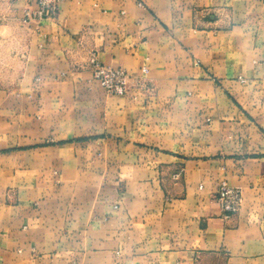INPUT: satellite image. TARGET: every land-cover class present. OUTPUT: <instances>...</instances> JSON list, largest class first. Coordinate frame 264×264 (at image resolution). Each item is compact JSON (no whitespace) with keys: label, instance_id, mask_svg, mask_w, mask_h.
<instances>
[{"label":"crops","instance_id":"0c3cea01","mask_svg":"<svg viewBox=\"0 0 264 264\" xmlns=\"http://www.w3.org/2000/svg\"><path fill=\"white\" fill-rule=\"evenodd\" d=\"M35 9L0 0V264H264V0Z\"/></svg>","mask_w":264,"mask_h":264},{"label":"built area","instance_id":"2783aa9c","mask_svg":"<svg viewBox=\"0 0 264 264\" xmlns=\"http://www.w3.org/2000/svg\"><path fill=\"white\" fill-rule=\"evenodd\" d=\"M64 0H34L36 9L27 15L30 19H51L57 13V8ZM92 78L97 81L99 87L110 96H124L135 84L136 88L148 91V87L123 69H113L102 65L94 55L88 61ZM142 74H147L143 68ZM244 82L243 80H240ZM215 199L219 206L220 217L223 220L229 219L236 214L240 208L242 194L238 187L229 185L225 180L221 181L215 193Z\"/></svg>","mask_w":264,"mask_h":264}]
</instances>
